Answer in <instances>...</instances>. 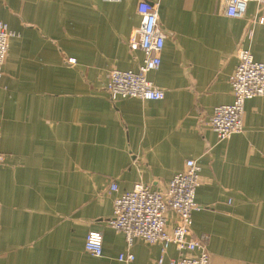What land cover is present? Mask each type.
Returning <instances> with one entry per match:
<instances>
[{"label":"crops","instance_id":"obj_1","mask_svg":"<svg viewBox=\"0 0 264 264\" xmlns=\"http://www.w3.org/2000/svg\"><path fill=\"white\" fill-rule=\"evenodd\" d=\"M139 1L0 0V21L18 33L0 77V264H169L174 246L141 239L134 261H120L125 234L109 221L119 193L138 182L164 191L188 159L201 167L191 237L209 234L210 264H264V95L246 101L243 132L221 141L208 125L234 99L238 47L264 61L263 11L147 0L167 33L148 74L165 97L112 100L109 72L144 59L129 46ZM90 231L103 234L102 256L85 249Z\"/></svg>","mask_w":264,"mask_h":264},{"label":"built area","instance_id":"obj_2","mask_svg":"<svg viewBox=\"0 0 264 264\" xmlns=\"http://www.w3.org/2000/svg\"><path fill=\"white\" fill-rule=\"evenodd\" d=\"M121 1V0H105ZM226 14L230 17L246 16L249 3L256 1L263 13L254 21L264 24V0H223ZM140 26L129 38L132 50L144 54L138 70L112 69L108 74L105 89L112 100L136 97L143 100H159L165 97L163 89L156 86L148 74L160 68L167 33L159 23L158 4L147 0L138 3ZM18 33L11 30L7 23L0 21V77L7 60L10 41ZM238 64L231 75L234 99L231 103L214 107L208 125L219 140H226L233 134L244 131L245 103L248 99L264 95V61L257 60L251 49L239 46L236 51ZM75 63V59H69ZM6 161V154L0 151V165ZM201 167L197 159H188L184 168L169 181L164 191L153 189L150 185L138 182L131 190L119 193L114 200V214L110 225L125 234L127 249L118 259L130 263L135 254L132 247L137 239L147 243H159L162 252L174 246L180 253L169 264H210L208 249L209 234L199 239L191 237L194 211L201 208L196 201L197 189L201 182ZM111 190H118L112 183ZM170 215L175 223L169 227ZM85 249L94 256L103 255V234L90 231L85 240ZM163 260V256L160 258Z\"/></svg>","mask_w":264,"mask_h":264},{"label":"water","instance_id":"obj_3","mask_svg":"<svg viewBox=\"0 0 264 264\" xmlns=\"http://www.w3.org/2000/svg\"><path fill=\"white\" fill-rule=\"evenodd\" d=\"M162 27V26H161ZM162 29H163V27H162ZM164 30V29H163ZM165 31V30H164ZM166 32V31H165Z\"/></svg>","mask_w":264,"mask_h":264}]
</instances>
